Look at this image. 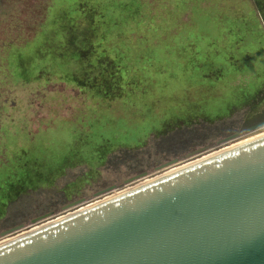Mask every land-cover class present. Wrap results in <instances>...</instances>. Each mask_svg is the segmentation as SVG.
<instances>
[{
    "label": "rangeland",
    "instance_id": "obj_1",
    "mask_svg": "<svg viewBox=\"0 0 264 264\" xmlns=\"http://www.w3.org/2000/svg\"><path fill=\"white\" fill-rule=\"evenodd\" d=\"M45 1L0 0V56H8L0 60V178L9 169L24 174L26 165L28 175L46 180L69 149L100 144L115 152L90 182L75 184L89 171L77 166L53 187L11 203L0 218V243L264 134V127L248 131L264 118V12L254 0H48L32 37ZM257 4L264 10V0ZM92 21L120 60L121 98L89 99L67 86L74 83L39 73L68 69L57 53L68 34L80 37V23ZM17 39L29 41L17 47ZM12 71L39 78L16 81ZM192 118L225 119L181 127ZM200 136L206 146L176 153ZM67 184L79 193L68 198Z\"/></svg>",
    "mask_w": 264,
    "mask_h": 264
},
{
    "label": "water",
    "instance_id": "obj_2",
    "mask_svg": "<svg viewBox=\"0 0 264 264\" xmlns=\"http://www.w3.org/2000/svg\"><path fill=\"white\" fill-rule=\"evenodd\" d=\"M0 264H264V134L4 241Z\"/></svg>",
    "mask_w": 264,
    "mask_h": 264
},
{
    "label": "trees",
    "instance_id": "obj_3",
    "mask_svg": "<svg viewBox=\"0 0 264 264\" xmlns=\"http://www.w3.org/2000/svg\"><path fill=\"white\" fill-rule=\"evenodd\" d=\"M44 0H42L43 2ZM259 0H254L256 9L260 12V17H262V13L264 10L261 8L257 2ZM48 0L44 2L43 9H42V15L40 21L34 23V34L32 37L37 33V30L41 28L43 25V22L47 15V9H48ZM260 7H259V6ZM84 7H81V10L84 12ZM97 8H95L96 10ZM95 10L92 9V12L96 14ZM41 14V13H40ZM78 26H83V32L80 33V37L78 38L75 35L68 34L67 38L64 40L61 48L62 51H58L56 59H58L63 64H66V68L68 69H59L57 66H54L51 71H39L40 74H46L48 75L50 79L56 78V82L61 81L62 83L70 82L74 83L75 85H67L75 88L78 90L79 93L84 94L89 99H91L95 96H98L100 98L106 99V100H114L117 98H121L124 96V77H123V71L122 67L120 65V60H115L112 58V56L109 54L107 47H105L106 43V36L102 33H97V28L95 21H92L91 23H80ZM91 27L93 29H91ZM76 29V26L72 25L71 29L69 31L73 32V30ZM102 36V37H101ZM31 37V38H32ZM97 39V40H96ZM29 41L27 40H20L17 39L14 42H11L15 44L17 47H23V45ZM95 41H98V43H95ZM18 43V44H17ZM45 49L47 50V45H45ZM3 57L0 56V60H3ZM8 58L5 57L4 60L6 61ZM8 67V66H6ZM13 70V69H12ZM11 72V70H6L4 72ZM59 71V73H58ZM9 72V73H10ZM13 78L16 81L22 80L23 82L32 83L34 82L33 79H38L39 77L35 76L33 79H22L19 78V75H17V72L15 73V77L12 71ZM55 80V79H54ZM46 96V94H44ZM54 97V96H53ZM55 98V97H54ZM260 103V102H259ZM252 104H258L256 102ZM261 104V103H260ZM259 113V111H258ZM231 116V115H230ZM24 119V118H23ZM225 119V118H217V119H197L192 118L188 120V126H181V127H191L195 122H206L213 124L218 120ZM177 129V128H176ZM175 130V129H173ZM168 130L164 133H153L152 135H158L163 136L166 135V133H169ZM194 138V136L192 137ZM208 137H202L200 136L199 141H195L193 143L187 144L183 147L182 152H186L190 148L193 149L195 146L205 144L208 141ZM147 142H144L141 146H144ZM140 146V147H141ZM138 147V148H140ZM137 148L130 149V150H136ZM122 150V149H121ZM128 150V149H126ZM114 150H107L106 148L102 147L100 144L97 145V147L93 151H88L84 149H72L67 151L66 157H68L63 163L59 161V163H56V165H53V176H48L46 180H41L37 177H31V175H28L29 169L26 165H24V174H21L18 171H14L13 169H9L8 171L10 174L8 177L0 178V218H3L11 203L15 202L18 198H20L22 195L30 192V191H38L39 189H46L53 187L57 180L61 177H63L69 169H73L77 166H86L89 171L85 172V174L76 180L75 184L81 186L82 183H87L92 181V179H95L98 175V168L106 164V160L108 162V156L110 154H113ZM23 153H26V150L23 151ZM83 156L84 159H78L77 157ZM78 159V160H76ZM32 168L35 167L37 163H29ZM64 193L68 197H72L73 194H78L79 192L75 191L73 189L72 184H67L64 188Z\"/></svg>",
    "mask_w": 264,
    "mask_h": 264
},
{
    "label": "flooded vegetation",
    "instance_id": "obj_4",
    "mask_svg": "<svg viewBox=\"0 0 264 264\" xmlns=\"http://www.w3.org/2000/svg\"><path fill=\"white\" fill-rule=\"evenodd\" d=\"M264 121V118H262V119H260V120H258L257 122H255V123H253L250 127H252V126H254L255 124H257V123H260V122H263ZM250 127H248V129L250 128ZM233 132H236L235 130L233 131ZM238 133V132H237ZM240 144V143H239ZM238 145V144H237ZM201 146H206V145H201ZM188 152H190V151H192V149L190 148L189 150H187ZM179 152H182V150H180V151H178V152H176L177 154H179ZM69 198V197H68ZM44 225V224H43Z\"/></svg>",
    "mask_w": 264,
    "mask_h": 264
}]
</instances>
